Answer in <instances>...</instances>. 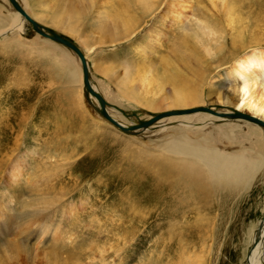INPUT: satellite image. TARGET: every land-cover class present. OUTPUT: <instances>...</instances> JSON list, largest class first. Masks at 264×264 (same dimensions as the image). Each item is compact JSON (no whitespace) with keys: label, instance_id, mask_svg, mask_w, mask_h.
<instances>
[{"label":"rangeland","instance_id":"1","mask_svg":"<svg viewBox=\"0 0 264 264\" xmlns=\"http://www.w3.org/2000/svg\"><path fill=\"white\" fill-rule=\"evenodd\" d=\"M18 1L86 55L90 82L115 119L161 116L143 134L109 124L87 100L82 66L76 79L77 56L30 23L17 34L7 28L11 6L0 0V264H248L252 232L264 228V166L241 185L212 186L204 206L186 205L168 170L174 156L160 150L169 129L157 122L189 114L176 109L233 106L227 71L235 54L264 37V0H157L149 17L122 0ZM227 8L242 30L229 24ZM124 9L138 16L129 33ZM183 18L220 31L212 54ZM145 63L155 67L157 89L141 84ZM182 95L190 102L175 105ZM222 124L233 123L212 128ZM248 126L222 147L264 154L258 127Z\"/></svg>","mask_w":264,"mask_h":264},{"label":"bare ground","instance_id":"2","mask_svg":"<svg viewBox=\"0 0 264 264\" xmlns=\"http://www.w3.org/2000/svg\"><path fill=\"white\" fill-rule=\"evenodd\" d=\"M3 1L10 2L9 6H11V8L8 9L11 16H10V22H9L7 28H11L10 30L16 32L17 30L23 31L24 22L30 23V25L32 26L31 20H29L25 16L26 12L23 9V7L20 6L18 0H3ZM158 1L157 0H122L121 3L123 5H128L127 8L132 7L133 3H136V4H138L136 7L141 8L140 9V12L142 13L141 16H148L149 17L152 14L153 15L155 14L154 10L157 6ZM221 1L223 3V1H225V0H221ZM1 2H2V0H1ZM25 3H26V0H25ZM215 4H216V2H215ZM215 4H212V5H215ZM220 5L223 6V4H220ZM221 9L223 10V7ZM229 9H231V8H229ZM229 9L227 10L230 13V17L227 16L229 24H231V25L233 24L234 26H236L238 28V30H242L241 27L236 25L237 22L235 21V19H238V17L234 18L235 11L233 9H231V10H229ZM0 12H1V10H0ZM120 13L122 14L120 16L121 17L120 19L125 20V22H127V23H125L126 24L125 31L127 33H129V29L131 31L132 24L134 22H136L138 16H136L134 13H131L130 11H129V13H127L125 11V9H124V11H121ZM8 17H9V15H8ZM240 19L241 18H239V20ZM32 20H34V18ZM141 20H143V19H141ZM178 23L183 24V25H187V26H194V28H195V39H196L195 41H197L199 44H202L204 41H206L207 43H209V45L206 46L205 51L209 54L213 53V51H214L213 48H215V47H213V45L217 44L219 42V37H220L219 36L220 31L219 32L216 31V29L214 27L215 25L212 26L210 24V22L208 23L207 21H203V20L201 21V20H198V18H194L191 20H185V18H183V19H180V21H178ZM37 24H39V23H37ZM0 26H1V24H0ZM2 27H3V25H2ZM32 28H33V26H32ZM42 29L47 31V29H45L43 27H42ZM33 30L35 33L40 35L42 38L51 40L52 42H55L56 44H62L64 46H66L70 51H72L77 56V58L79 60V61H77V59H76V66H75L77 69V72H76V79H77L78 74H79L78 72L80 70L79 67L82 66L80 57L77 54V52L73 48L68 46L67 44H64V43H62V42H60V41H58L52 37L45 36V35L41 34V32H39L38 30H36L34 28H33ZM256 31H259V30H256ZM159 32L161 33L160 29H159ZM251 32H252V30H251ZM17 33L18 32H16V34ZM258 35H259V32H258ZM260 35H262V34H260ZM262 36H264V35H262ZM180 43H181V41H180ZM53 46H55V45H53ZM58 47H59V45H58ZM216 48H217V45H216ZM238 51H239V49H238ZM82 54H83V52H82ZM85 56H84V58H85ZM69 57H72V56H68V58ZM57 58H58V56H57ZM231 59L233 61L229 65V69L227 71V74H228V77L230 76L229 78H231L230 80H231L232 84L234 85L233 90H234V100L235 101H234L232 107H228L227 109H224V110H221L219 108H215V109L211 108L208 110L203 109L201 111H197L198 109H196V110L189 111V114H187V115L171 116V117L169 116V117L162 118L161 120H159L157 122L160 124L164 123V127H168V129H169L168 130L169 136H168L167 140L162 144V149H160V150H162L163 152H165L168 155L174 156L173 161H170L168 163V164H170L171 162H173L174 168H171L168 170H171V171L175 170L174 171L175 172V182H176L177 187L181 188L182 198L186 199V201L188 203L186 205H190V204L192 205L193 204L196 206L198 205V207H199V205L204 206V204L207 203V198H209L210 195L212 196L214 194V190L217 191L216 188L220 187L219 188V191H220L221 186H225V184H240L241 185L249 177H251L256 171H259V170L262 171L263 170L264 154H256L253 156L248 151H246L244 149H239V148L234 149V147H233L234 151L230 152L226 148L222 147L223 146L222 144H228V143L234 142V139H235L234 129L235 128H244L245 132H246V128L247 129L248 128L254 129L252 127H249L248 124L255 125L258 127L257 130L259 131V133H261V142L264 144V37L259 36L258 40L257 39L251 40L249 42V46H248L247 51L241 50V53L235 54V56L232 57ZM86 60L87 59H85V62H86V65L88 66ZM56 61H58V60H56ZM67 64H68V62H67ZM78 64H79V66H78ZM144 66L146 67V69H145V72L140 75L141 84L143 86H145V88L151 87V86L153 88H156L157 86H159V83H160V82L158 83L159 77L157 76L158 77L157 78L156 75L150 71V70L155 69V67L150 66L152 69L149 68L150 70H148L146 63ZM145 67H143V68H145ZM172 67H176V66H172ZM81 70H82V72H80V73H82V83H83L84 89L87 93L88 102L94 108H96L97 112L107 122H109V124H112L114 126L115 125L118 126L116 123H119V124L123 125L124 127L128 128L129 131L134 130L135 132H137L139 134L140 133L143 134L146 131L147 132L148 131H154L152 125H149V124L154 122L161 115H157L155 117H152L151 120L148 119L147 121L142 120L139 122H135V121L133 122L130 120L128 122H123L122 120L120 121L119 118L115 119L111 115L112 114L111 109H109L110 107H113L110 105L111 103H108L107 101H105L103 99L104 100V107H102L101 102L99 101V98L97 97V94H99L100 92H98L97 88L93 85V83H91L92 81L90 82L89 75H88V83L87 84L85 83L84 77H83L82 67H81ZM140 70L142 71V68ZM177 70H179V69H177ZM163 72L161 71L162 74H163ZM171 77H173V76H171ZM175 77L178 78L177 76H175ZM128 78H130V77H128ZM164 79H165V77H164ZM167 79H168V77H167ZM128 80H131V79H128ZM161 84H162V82H161ZM163 84H164V82H163ZM91 88L94 90L95 93L90 90ZM84 89H83V91H84ZM176 90H177V88L175 89V91ZM79 91H80V89H79ZM85 91H84V93H85ZM181 91H182V89H181ZM185 91H186V89H185ZM78 95H79L78 99L81 100V93H79ZM178 95H180V94H178ZM186 95H187V93H186ZM195 95H198V94L196 93ZM82 96H83V94H82ZM191 98H195L197 100V97L194 95H192ZM191 100H193V99H191ZM188 102H190V98L185 97V95H182V96L175 97L174 104L182 106V105H186ZM193 102H195V101H193ZM103 109H104V112L107 113L110 118L105 115V113L103 112ZM225 110H228V111L224 112ZM192 111H197V112L190 113ZM182 112H184V111H182ZM239 112H246L250 116H254V118H256V119H251V118H247L245 116L239 115ZM123 115H124V113H123ZM221 121H230L233 124H227L224 126L222 124V125L216 126L215 128H212L213 126L217 125V123H219ZM193 122H195L196 124ZM226 128H228V129H226ZM121 130H122V128H121ZM166 130L167 129L164 130L162 127L159 129V131H166ZM171 130H174V131L172 133H170L169 131H171ZM129 131H125V132H129ZM175 131H177L178 133L177 132L175 133ZM255 134H257V133H255ZM255 138H256V136H255ZM256 139L258 141V138H256ZM236 142H237V140H236ZM257 143H259V142H257ZM260 147H261V144H260ZM257 148H258V146H257ZM262 150L260 149L259 151H262ZM250 152H252V150ZM260 153H262V152H260ZM197 167L199 168V170L197 169ZM195 169L197 171H195ZM199 171H200V174H199ZM195 172H198V174ZM201 172L204 174V176H202ZM163 178H165V177H163ZM212 186L215 188H214V190L211 191L210 189H212ZM225 188H223V190ZM230 188H231V185H230ZM227 190L228 189H226L225 191L227 192ZM211 192H213V193H211ZM177 201H181V200H177ZM163 202L164 201H162L161 203H163ZM262 223H263V221H262ZM260 228L261 227H259V229H258L257 235L252 232V240L255 238V236H257V239H259V241L256 243L257 239H255L253 248L249 250V252L251 251V256L248 258V264H261L262 261L264 260V228L261 230H260ZM248 238H249V236H248ZM254 257H255V259H254ZM256 257H258V258H256ZM186 264H188V263H186Z\"/></svg>","mask_w":264,"mask_h":264},{"label":"water","instance_id":"3","mask_svg":"<svg viewBox=\"0 0 264 264\" xmlns=\"http://www.w3.org/2000/svg\"><path fill=\"white\" fill-rule=\"evenodd\" d=\"M29 20H31L32 22V26L34 29L38 30L39 32H41V34L45 35V36H49V37H52L64 44H67L68 46H70L71 48H73L77 54L79 55L80 57V60H81V63H82V69H83V77H84V81L85 83L87 84L88 83V72H87V67H86V62H85V58L82 54V52L80 51V49L74 44L72 43L68 38L58 34L57 32L53 31L52 29L50 28H47V31L43 30L42 29V26L37 24L34 20H32L27 14L25 15ZM92 92H94V90L91 88L90 89ZM95 93V92H94ZM97 94V93H96ZM97 97L99 98V101L101 102V105L102 107H104V100L103 98L101 97V95L97 94ZM196 109H205V110H208L210 109L208 106H198V107H192V108H186V109H182L180 111H191V110H196ZM178 109L176 110H173L172 112H180ZM103 112H104V109H103ZM105 113V112H104ZM105 115L107 117L108 114L105 113ZM239 115H242V116H245L247 118H251V119H256L254 118V116H250L249 114L247 113H244V112H239ZM110 118V117H109ZM120 128H122L123 131H129L128 128L124 127L123 125L119 124V123H116ZM258 230V229H257Z\"/></svg>","mask_w":264,"mask_h":264}]
</instances>
